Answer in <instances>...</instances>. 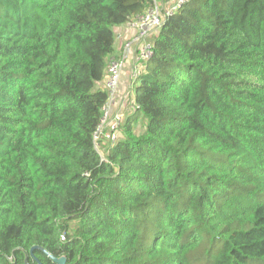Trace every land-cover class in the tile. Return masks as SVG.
Returning <instances> with one entry per match:
<instances>
[{
	"label": "trees",
	"instance_id": "trees-1",
	"mask_svg": "<svg viewBox=\"0 0 264 264\" xmlns=\"http://www.w3.org/2000/svg\"><path fill=\"white\" fill-rule=\"evenodd\" d=\"M168 1L0 0V264H264V0H188L95 139L115 29Z\"/></svg>",
	"mask_w": 264,
	"mask_h": 264
},
{
	"label": "built area",
	"instance_id": "built-area-1",
	"mask_svg": "<svg viewBox=\"0 0 264 264\" xmlns=\"http://www.w3.org/2000/svg\"><path fill=\"white\" fill-rule=\"evenodd\" d=\"M188 0H169L168 3L155 4L145 13L137 16L131 23L132 27L136 30V36L132 42H128L125 46V54L135 46V53L133 56L132 66V80L131 84L137 79L140 80L144 70L145 62L149 61L154 54V43L149 40L158 32L164 23L171 17L175 16ZM125 55L121 58L111 57L107 68V74L104 78V87L108 93L107 103L103 107L104 117L99 129V136L103 135V129L108 127L111 133L107 134V139L115 142L117 140L118 129L125 119L127 112L136 110L139 105L136 102V93L132 98V90L129 89L125 97L122 99L123 111L113 114L112 107L118 99V91L121 82L122 69L125 66ZM137 80V81H138ZM64 240V238H63Z\"/></svg>",
	"mask_w": 264,
	"mask_h": 264
},
{
	"label": "crops",
	"instance_id": "crops-1",
	"mask_svg": "<svg viewBox=\"0 0 264 264\" xmlns=\"http://www.w3.org/2000/svg\"><path fill=\"white\" fill-rule=\"evenodd\" d=\"M115 35H116V45H115V52L113 54V57L122 59L125 55L126 58L125 69H127V66L131 65L133 62L132 60L135 53L134 52L135 46L133 48H130V50L126 54H125V46L128 42L133 41L134 37L136 36V30L132 27L131 23H127L123 26L117 27L115 29ZM129 55L130 57H128ZM99 87L104 88V80L101 82ZM128 90L129 88L127 87L126 81L121 80L118 91V99L116 100V102L112 107L113 114H116L117 112L124 110V106L122 105V99L125 97Z\"/></svg>",
	"mask_w": 264,
	"mask_h": 264
},
{
	"label": "rangeland",
	"instance_id": "rangeland-1",
	"mask_svg": "<svg viewBox=\"0 0 264 264\" xmlns=\"http://www.w3.org/2000/svg\"><path fill=\"white\" fill-rule=\"evenodd\" d=\"M242 17H243V14H241L240 16H239V20H241L242 19ZM154 39H155V37H152L150 40H149V42L150 43H154ZM128 57H130V55L128 56ZM148 63V61L147 62H145V64H147ZM132 66H133V62H132V64L131 65H129V66H127V69H125V67H126V65L123 67V69H122V74H121V80H124V81H126V83H127V87L129 88V89H131L132 90V92H133V94H132V98L134 97V92L136 93V89H137V87L139 86V84H140V80H136V81H134V84H131V80H132ZM127 71V72H126ZM124 74V75H123ZM133 111V110H132ZM132 111H130V112H127V115H129V114H132L133 112ZM135 114V112L132 114V115H134ZM140 125V124H139ZM141 126V125H140ZM102 141V140H101ZM113 142V141H112ZM100 146H101V142H100Z\"/></svg>",
	"mask_w": 264,
	"mask_h": 264
},
{
	"label": "water",
	"instance_id": "water-1",
	"mask_svg": "<svg viewBox=\"0 0 264 264\" xmlns=\"http://www.w3.org/2000/svg\"><path fill=\"white\" fill-rule=\"evenodd\" d=\"M99 136V132H97V134H96V138ZM95 138V139H96ZM53 260H54V262L56 263V264H66V258L65 257H62V258H60V259H57V258H54V257H51Z\"/></svg>",
	"mask_w": 264,
	"mask_h": 264
},
{
	"label": "bare ground",
	"instance_id": "bare-ground-1",
	"mask_svg": "<svg viewBox=\"0 0 264 264\" xmlns=\"http://www.w3.org/2000/svg\"><path fill=\"white\" fill-rule=\"evenodd\" d=\"M107 74V73H106Z\"/></svg>",
	"mask_w": 264,
	"mask_h": 264
}]
</instances>
